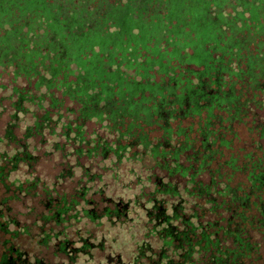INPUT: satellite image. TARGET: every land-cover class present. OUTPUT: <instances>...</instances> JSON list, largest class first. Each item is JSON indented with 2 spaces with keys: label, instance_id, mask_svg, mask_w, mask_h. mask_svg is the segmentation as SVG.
<instances>
[{
  "label": "trees",
  "instance_id": "obj_1",
  "mask_svg": "<svg viewBox=\"0 0 264 264\" xmlns=\"http://www.w3.org/2000/svg\"><path fill=\"white\" fill-rule=\"evenodd\" d=\"M196 10L243 13L237 29L228 17L229 41L239 39L222 58L194 69L180 62L187 49L171 55L173 37L158 53L132 46ZM62 34L79 53L62 51ZM107 59L124 74L79 76L87 60ZM194 117L196 131L171 127ZM248 119L247 161L218 164L226 131ZM160 121L156 143L137 132ZM88 123L103 135L89 137ZM1 191L0 264H263L264 0H0Z\"/></svg>",
  "mask_w": 264,
  "mask_h": 264
},
{
  "label": "rangeland",
  "instance_id": "obj_2",
  "mask_svg": "<svg viewBox=\"0 0 264 264\" xmlns=\"http://www.w3.org/2000/svg\"><path fill=\"white\" fill-rule=\"evenodd\" d=\"M209 7H210V4H209ZM180 11L173 14V16L171 17L173 25H171L170 23L159 24V28L155 33L152 32L149 34L147 33L145 35H139L138 38L135 40V42L132 44V46L136 45V46H139L141 49L146 48L148 50L153 51L154 53L155 52L158 53V50L154 48L158 46L159 42H161L162 39L173 37L172 38L173 42L171 44V47H169V49L170 48L173 49V51L170 52L171 55L174 57L183 56L182 54L184 53L182 52L185 51L186 53L185 49H187V51H189L190 56H188L186 59H183V60L180 59V62H183L185 65H191L195 69L199 67V64L201 65V64H205L206 62H208L210 59V56L213 54H218L220 55V58H222L225 52L234 46L233 41L236 39H239L236 37L234 38L233 41H229L231 40L230 36L232 35V33L230 34L231 27L229 28V21L231 22V20L228 17L230 16L234 17L232 21L234 22V28L237 29L240 27L239 18L242 17V14H243L240 11L233 13L231 10H227L226 12L224 11L215 12V15H209V13L207 14L208 10L206 11L196 10L197 11L196 13L189 14V15H182L180 14ZM248 12L252 15L251 10ZM258 15L261 16V14H258ZM167 19L170 20L169 17ZM226 27H228L230 30L227 29ZM249 29L252 30L251 27ZM126 31H129L128 28L125 29L123 33ZM133 31L134 30L132 29V32ZM236 32L239 33L240 31L237 30ZM238 35L239 37L248 38L249 33L247 30H244L243 34H238ZM119 36L120 38L123 39L122 35H119ZM119 36H116V38L114 39H119ZM67 38L68 37L65 34H62L59 37L58 45L64 48L62 49V51L66 55L70 54L71 51H76V53H79L80 50L78 49L77 45L73 44V41H64V39H67ZM123 44H124L123 49H125L126 51L124 52V54H127V46L125 45V43ZM107 45H109L110 49L111 47H116L120 50L121 44H119L116 41L113 42V39H112L111 41L108 42ZM254 49H256L255 45H252V43L248 45L249 52L252 53V50ZM243 53L245 54V56L247 57L249 56L248 52H246L245 49L243 50ZM247 57L243 60H240L241 68H244V66L247 64ZM227 59L228 58L225 57V60ZM130 62L134 63L135 60L133 59ZM156 63L157 61H155L154 59L149 62L148 61L145 62L146 67L148 68H152V65ZM124 64H125L124 69H126L127 60H125ZM116 65L117 63L115 64L113 60H108V59L104 61L101 60L96 63L87 60V65L85 66L87 67V69H89L88 72L86 73L84 71H81L80 69L78 70V72H79V76L83 78L84 77L85 78L102 77L103 75L110 72L112 69L113 71L111 75L113 76L121 75V73L124 74V71L122 69H117ZM233 66L235 67L234 64ZM176 73L179 74L180 71L177 70ZM151 74L155 76L158 80H160L163 77L162 75L157 74L155 69L154 71L151 72ZM236 87L238 88L239 84ZM230 101L226 97L224 99L220 98L219 104L227 106V105L232 104L235 100L230 99ZM136 109H134V111L131 112V114L137 113L138 108L136 107ZM130 110L131 109H129L127 113L130 112ZM202 119H204V116ZM3 120L4 118H2L1 121ZM197 123H198L197 117H194L193 119H185L184 121L181 122V124H179L178 120L172 121L171 127L175 129L176 126H179V125L182 127H189L192 124V128L194 129L193 131H196ZM162 124L163 122L160 121L158 125H153L151 127H144L142 131L137 130V132L146 134L148 138L152 140L153 143H156L163 136V132L159 127V125H162ZM127 125H128V120L125 121L124 128ZM214 126H215L214 127L215 129H220L218 125H214ZM249 127H250V119H248L246 121V124L244 125L239 124V125L233 126V131H234L233 135H229L226 131L225 138L231 139L232 143H231L230 149H225V148L221 149L222 156L216 157V162L218 164L222 163L223 161H227L231 157H234L237 159V162H236L237 165H243V163L247 161L244 157V154L251 150L252 141L255 140V136L252 135V132L249 131ZM98 128L99 126H95L92 123H88V128H87L88 136L91 137L93 130H96L97 134H100V133L102 134V132L98 130ZM191 139H194V141L196 142L194 144V148L195 149L198 148L199 147L198 134L195 133V135L191 136ZM111 140H112V137L109 138V141ZM182 140H183V137H180L179 141L181 142ZM40 168L44 172H47L49 176H53L57 172V168L53 164L52 160L50 162L41 160ZM224 170L226 169L224 168ZM226 173L228 176L232 174L230 171H227ZM232 175H233L231 177L232 185L237 186L240 184V185H243L244 188L248 187V184L246 183L245 177L243 175L238 174V173H235ZM1 193L2 191L0 192V196H1ZM1 251H2V248L0 247V253ZM45 252L51 255L53 250L52 249H50L49 251L45 250Z\"/></svg>",
  "mask_w": 264,
  "mask_h": 264
},
{
  "label": "flooded vegetation",
  "instance_id": "obj_3",
  "mask_svg": "<svg viewBox=\"0 0 264 264\" xmlns=\"http://www.w3.org/2000/svg\"><path fill=\"white\" fill-rule=\"evenodd\" d=\"M251 28H252V26H251Z\"/></svg>",
  "mask_w": 264,
  "mask_h": 264
}]
</instances>
